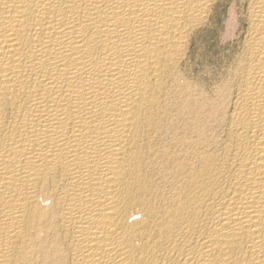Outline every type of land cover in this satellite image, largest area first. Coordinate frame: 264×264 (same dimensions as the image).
Here are the masks:
<instances>
[{"label":"bare ground","instance_id":"obj_1","mask_svg":"<svg viewBox=\"0 0 264 264\" xmlns=\"http://www.w3.org/2000/svg\"><path fill=\"white\" fill-rule=\"evenodd\" d=\"M224 1L0 0V264H264V0L184 70Z\"/></svg>","mask_w":264,"mask_h":264},{"label":"rangeland","instance_id":"obj_2","mask_svg":"<svg viewBox=\"0 0 264 264\" xmlns=\"http://www.w3.org/2000/svg\"><path fill=\"white\" fill-rule=\"evenodd\" d=\"M242 1L227 0L219 3L211 22L194 36L184 69L187 82L192 88H201L215 96L227 78L240 50L239 36L244 29L239 15Z\"/></svg>","mask_w":264,"mask_h":264}]
</instances>
